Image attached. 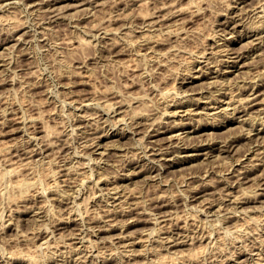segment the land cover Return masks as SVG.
Returning a JSON list of instances; mask_svg holds the SVG:
<instances>
[{
    "label": "rangeland",
    "instance_id": "1",
    "mask_svg": "<svg viewBox=\"0 0 264 264\" xmlns=\"http://www.w3.org/2000/svg\"><path fill=\"white\" fill-rule=\"evenodd\" d=\"M0 171V264H264V0H0Z\"/></svg>",
    "mask_w": 264,
    "mask_h": 264
},
{
    "label": "bare ground",
    "instance_id": "2",
    "mask_svg": "<svg viewBox=\"0 0 264 264\" xmlns=\"http://www.w3.org/2000/svg\"><path fill=\"white\" fill-rule=\"evenodd\" d=\"M227 17H228V16H227ZM228 18H229V17H228ZM226 21H227V20H226ZM226 21H225V22H226ZM230 21H231V18H230ZM149 23H150V22H149ZM149 23H148V24H149ZM151 23H152V21H151ZM222 23H223V22H222ZM231 23H232V22H231ZM224 24H225V23H224ZM228 24H229V22H228ZM258 31H259V30H258ZM255 33H256V32H255ZM82 40H83V39H82ZM82 40H81V41H82ZM81 41H80V42H81ZM83 41H85V39H84ZM86 41H87V40H86ZM86 41H85V42H86ZM81 43H83V42H81ZM225 51H226V50H225ZM224 55H225V54H224ZM228 56H229V54H228ZM191 57H192V56H191ZM204 57H205V56H204ZM231 57H232V56H231ZM227 58H228V57H227ZM228 59H229V58H228ZM195 60L198 61V59H195ZM195 60H194V61H195ZM205 61H206V60H205ZM199 62H201V61H199ZM234 62H235V60H234ZM203 63H204V62H203ZM200 70H201V69H200ZM200 72H201V71H200ZM189 74H190V73H189ZM202 74H203V72H202ZM202 74H201V75H202ZM192 75H194V74H192ZM190 76H191V75H190ZM191 77H192V76H191ZM200 77H202V76H200ZM193 78H194V77H193ZM184 80H185V79H184ZM258 85H261V84H258ZM174 91H175V90H174ZM176 92H177V91H176ZM176 92H174V93H176ZM179 92H180V91H179ZM164 93H166V92H164ZM253 93H255V92H252L251 94H253ZM177 94H178V92H177ZM174 97H175V96H174ZM176 97H177V96H176ZM258 97H259V96H254V97H251V96H250L249 98L247 97V98H248L247 100H249L251 104H258V103H259V101H258ZM218 99H219V98H218ZM195 100H196V99H195ZM216 100H217V99H216ZM213 101H215V100H213ZM244 101H246V99H244ZM254 101H256V102H254ZM257 101H258V102H257ZM246 102L249 103L248 101H246ZM192 103H193V101H192ZM211 103H212V100H211ZM215 103H216V102H215ZM247 103H246V104H247ZM219 106H220V105H219ZM246 106H247V105H246ZM249 106H250V105H249ZM251 106H252V105H251ZM244 108H245V107H244ZM241 111H242V110H241ZM165 113H166V112H165ZM229 114H230V113H229ZM231 118H232V117H231ZM231 120H232V119H231ZM131 123H133V122H131ZM153 124H154V123H153ZM180 124H181V123H180ZM127 126H129V124H128ZM131 126H133V125L131 124ZM131 126H130V127H131ZM167 127H169V126H167ZM175 127H176V126H175ZM123 128H124V127H123ZM128 128H129V127H128ZM131 128H132V127H131ZM162 129H163V128H162ZM120 131H121V130H120ZM124 131H125V130H124ZM121 132H122V131H121ZM130 132H131V131H130ZM123 133H124V132H123ZM131 133H132V132H131ZM133 133H134V132H133ZM124 134H125V133H124ZM175 135H176V134H173L172 136H175ZM176 137H177V136H176ZM184 143H185V142H184ZM167 150H168V149H167ZM165 151H166V150H165ZM165 151H164V152H165ZM168 151L170 152V150H168ZM160 152H161V151H160ZM158 153H159V152H158ZM162 153H163V151H162ZM167 153H168V152H167ZM167 153H166V154H167ZM164 154H165V153H164ZM170 154H171V153H170ZM170 154H169V155H170ZM166 156H167V155H166ZM155 157H156V156H155ZM169 159H170V158H169ZM172 159H173V158H172ZM153 160H154V159H153ZM153 160H152V161H153ZM155 160H158V159L155 158ZM171 161H172V160H171ZM174 161H175V160H174ZM154 162H155V161H154ZM172 162H173V161H172ZM153 165H155V164H153ZM252 165H253V164H252ZM162 166H163V165H162ZM152 168L155 169V167H153V166H152ZM154 169H153V170H154ZM156 169H157V167H156ZM13 170H14V169H13ZM10 171H11V170H10ZM0 172H1V171H0ZM2 172H3V171H2ZM2 172H1V173H2ZM5 173H6V172H4V174H5ZM4 174H3V175H4ZM0 175L3 176L2 174H0ZM5 175H6V174H5ZM35 184H36V183H35ZM48 188H49V187H48ZM255 191H256V190H255ZM255 191H254V192H255ZM244 192L247 193L246 190H245ZM35 193H36V191H35ZM38 193H39V192H38ZM246 193H244V194L246 195ZM251 195H252V194H251ZM248 196H250V195L248 194ZM41 206H42V205H39L40 208H41ZM43 208H44V207H43ZM235 210H236V209H235ZM43 211H44V210H42V212H43ZM203 211H204V210H203ZM40 212H41V211H40ZM262 214H263V213H262ZM36 215H37V214H36ZM219 215H220V213H219ZM223 215H224V214H223ZM237 215H238V214H237ZM39 216H40V215H39ZM41 216H42V215H41ZM43 216H44V214H43ZM239 216H240V215H239ZM37 218H38V217H37ZM218 218H219V217H218ZM218 218H217V220H218ZM243 218H244V217H243ZM246 218H247V217H246ZM246 218H245V219H246ZM219 219H220V218H219ZM61 220H62V218H61ZM247 220L250 221L249 219H247ZM263 220H264V219H263ZM206 221H208V220H206ZM245 221H246V220H245ZM250 223H251V221H250ZM262 223H263V222H261V225H262ZM247 224H248V223H247ZM159 227H160V226H159ZM154 228L156 229L155 226H154ZM154 228H152V229H153L154 231H156V233H157L158 228H157V230H155ZM178 228H179V227H178ZM224 228H225V227H224ZM242 228H243V227H242ZM242 228H241L240 225H236V226L233 227L234 231H233V229H232V230H226V229H225V230H224V231H225V234L223 233L224 235H222V236L225 237V235H226V236H227L228 234L230 235V232H231V231H232L233 233H234L235 231H236V232H240V231L243 230ZM47 229H48V228H47ZM47 229H46V230H47ZM152 229H151V230H152ZM241 229H242V230H241ZM46 230H45V231H46ZM159 230H160V229H159ZM41 231H42V230H41ZM38 232H39V231H38ZM38 232H37V233H38ZM151 232H153V231H151ZM151 232H150V233H151ZM232 232H231V233H232ZM236 232H235V233H236ZM156 233H155V234H156ZM221 233H222V232H221ZM152 234H153V233H152ZM186 234H187V233H186ZM237 234H238V233H237ZM148 235H149V234H148ZM153 235H154V234H153ZM187 235H188V234H187ZM231 235H232V234H231ZM35 236H36V235H35ZM35 236H34V237H35ZM37 236H38V234H37ZM37 236H36V238L38 239L39 237H37ZM184 236H185V234H184ZM218 236H219V235H217V237H218ZM220 236H221V235H220ZM222 236L219 237V239H220V238L224 239ZM232 236H233V235H232ZM169 237H170V236H169ZM173 237H174V236H173ZM187 237H188V236H187ZM187 237H186V238H187ZM210 237H211V236H210ZM212 237H214V236H212ZM215 237H216V236H215ZM47 238H48V236H47ZM182 238H184V237H182ZM201 238H202V237H201ZM225 238H226V237H225ZM166 239H168V238H166ZM169 239H170V241H171V240L173 241V238L171 239V237H170ZM169 239H168V240H169ZM176 239H177V238H176ZM178 239H180V238L178 237ZM198 239H199V238H198ZM210 239H211V238H210ZM210 239H209L207 242H209V241H210V242H213V241H211ZM217 239H218V238H217ZM185 240H187V241H188V240H191L190 243L192 242V245H193V244L195 245V243H194V241H195V237H193V235H191V238H190V239H185ZM202 240H203V238H202ZM214 240H215V239H214ZM180 241H182V240L180 239ZM183 241H184V239H183ZM196 241H197V239H196ZM198 241H199V240H198ZM198 241H197V242H198ZM219 241H220V240H219ZM238 241L241 242L240 240H238ZM238 241H236V243H238ZM46 242H47V241H46ZM197 242H196V245H197ZM204 242H205V241H204ZM215 242H216V240H215ZM40 243H41V242H40ZM47 243H49V244H46V245H45L46 247L44 246L45 248H47L49 245H51L50 242H47ZM175 243H177V240L175 241ZM178 243H179V240H178ZM184 243H185V242H184ZM198 243H200V242H198ZM213 243H214V242H213ZM218 243H219V242H218ZM43 244H44V243H43ZM164 244H166L165 241H164ZM167 244H168V243H167ZM201 244H202V243H201ZM201 244H200V246L197 245L198 247H197L196 245H195L196 247H195V246H192V247H191L192 249H190L188 252L186 251V252H178V253H168V254H163V255L161 254L160 256H158V258L156 259V261H155L153 264H173V263H176V262H178V263H179V262H182V263H184V262L187 263V262H188V264H189L190 262H192V260H193V261H196V260L199 259L201 256H204V255L206 254V252H207V247L211 246V245L208 246V245H203V244L201 245ZM205 244H206V243H205ZM40 245H41V247H40L41 249L44 248V247H42V243H41ZM40 245H39V243H38V247H39ZM47 245H48V246H47ZM178 245H179V244H178ZM182 245H183V244H182ZM213 245H214V244H213ZM213 245H212V248H213ZM215 245H216V247L218 248V245H217V244H215ZM215 245H214V246H215ZM233 245H234V244H233ZM253 245H255V244H252V246H253ZM164 246H165V245H164ZM238 246H239V248L241 249V247L243 246V244H242V246H241V245H238ZM240 246H241V247H240ZM244 246L246 247V244H245ZM38 247H37V249H38ZM50 247H51V246H50ZM165 247H166V246H165ZM167 247H170V246H167ZM167 247H166V248H167ZM234 247H235V246H234ZM40 248H39V249H40ZM48 248H49V247H48ZM166 248H164V249H166ZM210 248H211V247H210ZM217 248H216V249H217ZM232 248H233V247H232ZM154 249H155V248H154ZM154 249H153V250H154ZM167 249H168V248H167ZM216 249H215V250H216ZM218 249H219V248H218ZM236 249H237V248H236ZM242 249H243V247H242ZM246 249H247V248H246ZM35 250H36V249H35ZM43 250H44V249H43ZM38 251H39V250H38ZM41 251H42V250H41ZM169 251H170V250H169ZM181 251H183V249H182ZM184 251H185V250H184ZM208 251H210L209 248H208ZM211 251H212V250H211ZM217 251H218V250H217ZM217 251H215V252H217ZM219 251H221V250H219ZM219 251H218V253H221V252H219ZM223 251H224V250H223ZM234 251H235V250H234ZM236 251H237V250H236ZM244 251H245V250H244ZM87 252H88V251H87ZM213 252H214V251H213ZM215 252H214V255H216ZM227 252H228V251H226V254L228 255ZM240 252H241V250H240ZM240 252L237 251V253H240ZM248 252H249V251H248ZM251 252H252V251H251ZM14 253H15V252H14ZM31 253H32V252H31ZM37 253H38V252H37ZM208 253H209V252H208ZM211 253H212V252H210V255H211ZM232 253H233V249H232V252H231L230 255H232ZM242 253H243V251H242ZM246 253H247V250H246ZM257 253H258V252H257ZM259 253H260V252H259ZM11 254H12V253H11ZM25 254H26V253H25ZM235 254H236V253H235ZM254 254H255V253H254ZM260 254H261V253H260ZM260 254H259V255H260ZM27 255H28V256H27L26 258H28V257H29L28 259L31 258V260H28L29 262H31L32 259L35 260V256H34L35 254L31 255L30 252H29V253H27ZM36 255H37V254H36ZM82 255H83V254H82ZM206 255H207V254H206ZM206 255H205V256H206ZM212 255H213V254H212ZM212 255H211V256H212ZM224 255H225V254H224ZM8 256H10V255H8ZM14 256H15L14 259H18V258L20 257V256H18V258H16V255H14ZM14 256H13V254H12V257H14ZM21 256H23V255H21ZM87 256H88V255H87ZM205 256H204V257H205ZM211 256H210V258H211ZM220 256H221V255H220ZM262 256H263V254H262ZM262 256H261V257L258 256V257L262 259ZM32 257H33V258H32ZM204 257H202V258L204 259ZM206 257H207V256H206ZM206 257H205V258H206ZM208 257H209V256H208ZM217 257H219V256H217ZM221 257H223V256H221ZM224 257H225V256H224ZM229 257H230V256H229ZM229 257H228V258H229ZM236 257H237V255H236ZM249 257H250V256H249ZM9 258H11V257H9ZM26 258H24V260H26ZM212 258H213V256H212ZM228 258H226V259H228ZM240 258H241V257H240ZM245 258H247V257H245ZM251 258H252V257H251ZM253 258H254V257H253ZM259 258H258V259H259ZM11 259H12V258H11ZM206 259H207V258H206ZM215 259H217V258H215ZM232 259H233V258H232ZM232 259H231V260L228 259L227 263L232 262V261H235V262H233L234 264H239V263H240L239 260H237L238 258L235 259V260H232ZM243 259H244V258H243ZM247 259H248V258H247ZM254 259H255V258H254ZM34 260L32 261L33 263H34ZM154 260H155V259H154ZM201 260H202V259H201ZM207 260H208V259H207ZM207 260H206V261H207ZM219 260H222V259L220 258ZM224 260H225V259H224ZM249 260H250V259H249ZM263 260H264V259H263ZM1 261H2V260H1ZM7 261H8V260H7ZM19 261H20V260H19ZM36 261H37V260H36ZM52 261H53V260H52ZM206 261H205V262L203 261V262L206 264ZM240 261H241V259H240ZM243 261H245V259H244ZM243 261H242V262H243ZM255 261H256V260H255ZM257 261L259 262V260H257ZM257 261H256V262H257ZM260 261H261V260H260ZM5 262H6V261H5ZM5 262H4V263H5ZM9 262H10V261H9ZM12 262H14V261H12ZM29 262H28V263H29ZM201 262H202V261H201ZM201 262H200L199 264H201ZM203 262H202V263H203ZM212 262H213V261H212ZM218 262H219V261H218ZM242 262H241V263H242ZM246 262H249V261L246 260ZM253 262H254V260H253ZM6 263H7V262H6ZM17 263H18V262H17ZM182 263H180V264H182ZM251 263H252V262H251ZM260 263H261V262H260ZM7 264H8V263H7ZM21 264H23V263L21 262ZM35 264H37V263L35 262ZM64 264H65V263H64ZM192 264H193V263H192ZM196 264H197V262H196ZM221 264H224V263H221ZM225 264H226V262H225ZM244 264H246V263H244ZM249 264H250V263H249ZM253 264H254V263H253ZM255 264H257V263H255ZM261 264H263V262H262Z\"/></svg>",
    "mask_w": 264,
    "mask_h": 264
}]
</instances>
